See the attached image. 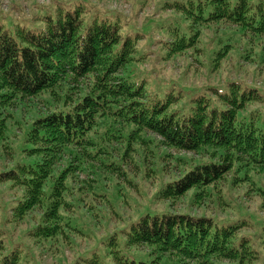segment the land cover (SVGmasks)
Returning <instances> with one entry per match:
<instances>
[{"label":"trees","instance_id":"obj_1","mask_svg":"<svg viewBox=\"0 0 264 264\" xmlns=\"http://www.w3.org/2000/svg\"><path fill=\"white\" fill-rule=\"evenodd\" d=\"M163 5L175 14L157 26L168 37L159 42L165 55L191 51L212 70L247 36L257 40L264 63V0H165ZM39 19L43 28L37 33L18 28L11 35L0 28V109L9 110L15 100L40 98L47 111L13 124L0 113V153L14 162L0 172V184L22 189L21 200L15 206L7 202L5 213L18 223L40 210L29 232L36 243L66 238L63 228L69 225L62 224L59 213L68 208L66 180L84 171L87 160L110 156L105 143L121 140L126 128V152L149 132L168 148L200 156L177 159L187 166L184 174L167 183L158 200L173 202L190 192L191 205L211 198L223 203L218 184L226 182L231 190L246 187L245 195L262 197L264 207V123L258 124L254 113H243L257 100L253 90L240 92L231 83L227 93L211 90L217 95L213 101L202 89L188 106L179 104L181 94L146 96L128 81L130 68L147 55L141 48L136 53L137 36L121 43L117 23L97 18L87 23L80 7ZM224 23L235 31L213 38L211 48L198 47L203 28ZM241 48L240 57L250 60V42ZM88 77L87 86L67 85ZM248 227L244 218L145 216L126 239L127 247L147 248L144 258L124 260L114 253L113 259L116 264H258L264 257V228L258 239L239 233ZM2 237L0 230V264H20V251L6 252ZM86 264L99 262L92 258Z\"/></svg>","mask_w":264,"mask_h":264},{"label":"rangeland","instance_id":"obj_2","mask_svg":"<svg viewBox=\"0 0 264 264\" xmlns=\"http://www.w3.org/2000/svg\"><path fill=\"white\" fill-rule=\"evenodd\" d=\"M163 2L165 0H0V28L11 35L18 28L37 33L43 28L39 18L55 17L59 10L66 12L80 7L87 23L94 18L117 23L121 43L126 38L134 40L137 36L136 53L141 48L143 55H147L130 68L128 81L142 87L146 96L181 94L179 104L188 106L202 89H208V95L214 101L217 95L211 90H220L224 94L232 83L239 86L240 92L253 90L257 94V100L247 103L243 113H254L256 122L262 125L264 63H261L255 48H259L257 40L245 36L212 70L207 68L202 57L197 61L191 51L167 56L159 42H165L168 37L157 26L174 17V13L164 8ZM234 31L235 27L227 23L203 28L198 47L211 48L213 38ZM245 41H249L253 48L250 49V60L240 57L244 54L241 44ZM90 82L91 77H88L77 84L67 82V85L76 88ZM40 100H15L9 110L0 109V113L7 118V123L13 124L20 117L27 123L34 113L47 112ZM127 133L128 128L121 140L111 141L108 145L105 143L110 156H100L97 161L87 160L84 171L66 180L63 198L68 208L59 212L62 224L69 225L63 228L66 238L60 236L36 243L29 232L36 224L40 210H33L29 217L14 223L5 213V206L11 200L15 206L21 200L22 189L0 184V230L5 251L18 249L20 264H86L92 258H96L99 264H116L114 253L124 260H140L147 248L126 246L132 225L145 216L166 213L203 215L221 220L244 218L250 227L241 229L239 233H248L251 238L261 237L264 228V207L260 208L262 197L245 195L246 187L231 190L228 183H219L218 189L226 205L220 201L217 203L215 198L205 200L200 206L191 205L190 192L173 202L158 200L165 185L184 174L187 166L183 167L177 159L195 161L200 156L195 152L168 148L161 144L159 137L149 132L141 134L142 141L132 142L126 152ZM19 138L8 143L12 145ZM8 155L0 153V172L14 163L12 156ZM112 162L111 167L102 166V163L108 165ZM258 264H264V257Z\"/></svg>","mask_w":264,"mask_h":264}]
</instances>
